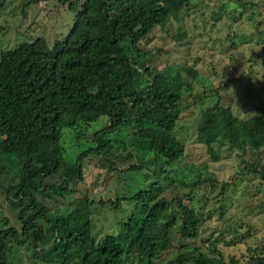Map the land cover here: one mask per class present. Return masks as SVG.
<instances>
[{
  "label": "trees",
  "instance_id": "trees-1",
  "mask_svg": "<svg viewBox=\"0 0 264 264\" xmlns=\"http://www.w3.org/2000/svg\"><path fill=\"white\" fill-rule=\"evenodd\" d=\"M21 1L23 10L38 3ZM45 1L74 14L64 40L50 48L37 38L0 53V195L17 211L21 224L17 230L0 218V264H14V250L27 245L40 264H155L172 249L174 233L180 241H192L201 225L180 197H162L166 183L149 182L125 199L134 207L119 224L117 236L96 237L91 209L99 205L119 213L124 199L95 203L81 195L65 215L50 210L46 201L75 196L72 187L84 180L85 158L111 156L108 137L125 129L131 131L136 151L158 159L159 173L172 184L169 173L184 155L174 129L183 94L198 75L191 68L152 69L141 43L178 17L189 0ZM6 2L0 0V11ZM261 48L262 92L256 115L240 120L219 104L203 111L198 131L206 133L209 145L264 153V44ZM100 118L108 124L93 133L95 148L67 162L61 145L64 130L79 131ZM246 168L264 180V167L258 172L254 165ZM140 171L131 167L127 172ZM186 246L167 264H227L220 254L210 258ZM253 264H264V259Z\"/></svg>",
  "mask_w": 264,
  "mask_h": 264
},
{
  "label": "rangeland",
  "instance_id": "rangeland-1",
  "mask_svg": "<svg viewBox=\"0 0 264 264\" xmlns=\"http://www.w3.org/2000/svg\"><path fill=\"white\" fill-rule=\"evenodd\" d=\"M23 4L21 0H7L0 11V53L37 38L50 48L64 40L74 22V14L67 7L38 0L23 10ZM263 44L264 0H189V7L178 17L165 28H155L141 43L150 54L152 69L184 72L191 68L198 75L191 81L192 89L183 94L174 129L184 155L175 172L169 173L172 184L159 173L161 162L151 154L138 153L130 140L131 131L125 129L108 137L113 143L111 156L85 158L84 180L71 186L75 196L47 200L46 206L65 215L81 195L95 203L124 199L119 213L99 205L91 209L96 237L117 236L119 224L134 207L125 199L145 189L149 182L158 181L166 183L162 197L168 201L180 197L199 216L201 225L197 239L192 241H180L174 233L172 249L155 264H167L184 245L210 258L220 254L227 264L230 260L237 264L263 260L264 180L246 167L254 165L258 172L264 167V153L209 145L206 133L198 131L202 112L216 104L230 108L240 120L256 115L261 104ZM107 124L106 118H100L79 131L64 130L61 145L65 160L74 163L80 152L95 148L93 133ZM131 167L140 168V173L127 172ZM17 214L0 195L1 220L20 230ZM32 253L28 245L17 248L11 260L14 264H40L33 261Z\"/></svg>",
  "mask_w": 264,
  "mask_h": 264
}]
</instances>
